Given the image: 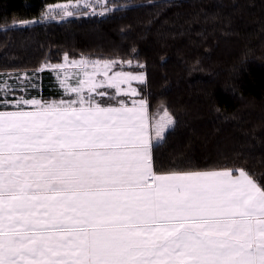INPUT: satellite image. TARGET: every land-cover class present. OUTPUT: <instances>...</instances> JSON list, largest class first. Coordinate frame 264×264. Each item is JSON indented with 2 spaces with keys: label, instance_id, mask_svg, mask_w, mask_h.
I'll return each mask as SVG.
<instances>
[{
  "label": "snow or ice",
  "instance_id": "6c2138e0",
  "mask_svg": "<svg viewBox=\"0 0 264 264\" xmlns=\"http://www.w3.org/2000/svg\"><path fill=\"white\" fill-rule=\"evenodd\" d=\"M121 64L45 63L33 75L56 72L59 100L0 73V264H264V186L243 168L157 172L175 120L150 117L144 73Z\"/></svg>",
  "mask_w": 264,
  "mask_h": 264
},
{
  "label": "trees",
  "instance_id": "16d2710c",
  "mask_svg": "<svg viewBox=\"0 0 264 264\" xmlns=\"http://www.w3.org/2000/svg\"><path fill=\"white\" fill-rule=\"evenodd\" d=\"M65 1L0 0V73L58 98L51 70L33 75L45 63L131 60L120 68L144 73L150 117L175 120L157 172L243 168L264 186V0H99L101 12L43 19Z\"/></svg>",
  "mask_w": 264,
  "mask_h": 264
},
{
  "label": "rangeland",
  "instance_id": "374dc122",
  "mask_svg": "<svg viewBox=\"0 0 264 264\" xmlns=\"http://www.w3.org/2000/svg\"><path fill=\"white\" fill-rule=\"evenodd\" d=\"M103 1H99V0H75V1H65V2H58V3H55V4H51L49 5L46 9H45V12L43 14V19L45 20H48V19H57V18H64V17H68V16H64V13H63V10L60 9V8H55L54 6L56 5H69L68 7V11H71L73 12V14L79 12L80 10H83V9H86L88 12H101L102 9H100L103 5L102 3ZM99 6V7H98ZM70 59V58H69ZM80 58H77L75 60H79ZM72 60V59H70ZM89 60H97V59H89ZM63 62V61H62ZM62 62H59V63H62ZM55 64H58V63H55ZM49 70H51L49 68ZM115 70H123V71H127V70H124V69H121L120 68V65L117 66V68ZM52 71V70H51ZM53 72V71H52ZM134 73H137V72H134ZM13 76V79H15L16 76H19L17 74H13V73H9ZM53 74L56 76L57 78V74L56 72H53ZM21 77V80L20 81H17V86L19 87L22 83H26V81H23V75H20ZM30 77V76H28ZM59 82V80H58ZM9 83H12V81H9ZM60 84V83H59ZM136 84L137 82H133V86L136 87ZM62 88V87H61ZM63 89V88H62ZM109 91H112L111 89ZM32 94V91H31V87H28L27 91H23V90H20V91H17L15 93V95L18 97V96H21L23 95L25 99H30L32 97H35V96H31ZM9 99H13L12 96H9L8 97ZM37 98H41V97H37ZM62 96L59 98H56V99H52V98H44V99H47V100H59L61 99ZM63 98L64 99H69L70 97L67 96V95H64L63 94ZM74 98V97H72ZM161 116H163V112L156 118V119H159ZM202 171H206V170H202Z\"/></svg>",
  "mask_w": 264,
  "mask_h": 264
},
{
  "label": "crops",
  "instance_id": "0c3cea01",
  "mask_svg": "<svg viewBox=\"0 0 264 264\" xmlns=\"http://www.w3.org/2000/svg\"><path fill=\"white\" fill-rule=\"evenodd\" d=\"M53 76H55V75L53 74ZM55 79H56L57 84L60 86V84H59L58 79L56 78V76H55ZM52 99H56V98H52Z\"/></svg>",
  "mask_w": 264,
  "mask_h": 264
}]
</instances>
